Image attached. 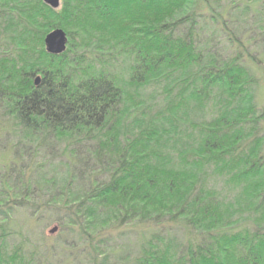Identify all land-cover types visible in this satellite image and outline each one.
I'll list each match as a JSON object with an SVG mask.
<instances>
[{
	"label": "trees",
	"instance_id": "1",
	"mask_svg": "<svg viewBox=\"0 0 264 264\" xmlns=\"http://www.w3.org/2000/svg\"><path fill=\"white\" fill-rule=\"evenodd\" d=\"M60 1L0 0V264H264V0Z\"/></svg>",
	"mask_w": 264,
	"mask_h": 264
},
{
	"label": "rangeland",
	"instance_id": "2",
	"mask_svg": "<svg viewBox=\"0 0 264 264\" xmlns=\"http://www.w3.org/2000/svg\"><path fill=\"white\" fill-rule=\"evenodd\" d=\"M219 0H215V3L218 4ZM220 4L222 6H224L226 4V0H220ZM68 39L69 38V35ZM213 47L219 49L222 55V57L224 58H228L231 54H233V49L229 47L227 41H225L222 37L218 36L215 40V42L213 43ZM68 46V45H67ZM68 48V47H67ZM230 54V55H229ZM229 55V56H228ZM226 56V57H225ZM264 65L262 64H258L255 65L254 67V75L256 77V79L258 80V85L256 86V100L259 103L260 107L264 109ZM40 79V77H38ZM261 131H262V135L264 136V119L261 123ZM262 154L264 156V141H263V146H262ZM39 232H41L44 236H45V240L47 242L48 245H52V247L57 248L61 242H60V231L58 229L57 226L52 225V226H48L45 227L44 225H41L40 228H38ZM53 229H56V231L54 233H52L51 231ZM110 232H105L106 235H108ZM114 233V232H113ZM21 237L17 236V239H14L13 241H11V244H18L21 241ZM122 240H113V246L115 247V251L117 249H121V248H129V256L130 257H134L136 254V248H137V244H136V239L135 238H131L129 242L125 241V242H121ZM113 250V247L110 249V251ZM64 259V258H63ZM61 258H58V260H54V262H56L57 264L61 262ZM64 262H67V260H63V264Z\"/></svg>",
	"mask_w": 264,
	"mask_h": 264
},
{
	"label": "water",
	"instance_id": "3",
	"mask_svg": "<svg viewBox=\"0 0 264 264\" xmlns=\"http://www.w3.org/2000/svg\"><path fill=\"white\" fill-rule=\"evenodd\" d=\"M44 3L50 6L52 9H58L60 7V0H44ZM68 36L62 29H56L50 32L45 38V48L47 53L50 55L58 56L63 54L68 45ZM264 74V72H263ZM40 79H36V84L38 85ZM56 229L51 232L54 233Z\"/></svg>",
	"mask_w": 264,
	"mask_h": 264
}]
</instances>
